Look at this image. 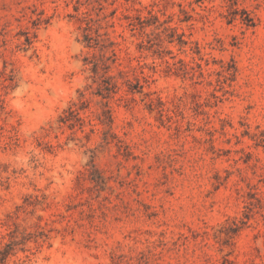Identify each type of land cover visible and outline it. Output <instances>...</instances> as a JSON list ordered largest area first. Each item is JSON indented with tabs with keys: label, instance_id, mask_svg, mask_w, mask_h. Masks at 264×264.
Masks as SVG:
<instances>
[{
	"label": "rangeland",
	"instance_id": "rangeland-1",
	"mask_svg": "<svg viewBox=\"0 0 264 264\" xmlns=\"http://www.w3.org/2000/svg\"><path fill=\"white\" fill-rule=\"evenodd\" d=\"M0 264H264V0H0Z\"/></svg>",
	"mask_w": 264,
	"mask_h": 264
},
{
	"label": "trees",
	"instance_id": "trees-1",
	"mask_svg": "<svg viewBox=\"0 0 264 264\" xmlns=\"http://www.w3.org/2000/svg\"><path fill=\"white\" fill-rule=\"evenodd\" d=\"M157 19L154 15L151 16V18L147 17H137V22L130 23L131 30H140L144 31L148 26H151L152 24H156V30H161L160 32H157V35L160 36L162 32H174L176 29L172 28L170 26H163V23H160V21L157 19L156 23H151V19Z\"/></svg>",
	"mask_w": 264,
	"mask_h": 264
}]
</instances>
